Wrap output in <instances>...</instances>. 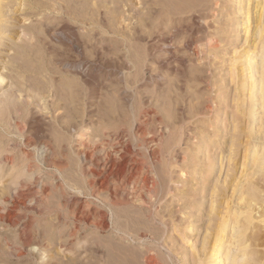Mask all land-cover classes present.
<instances>
[{"label":"bare ground","instance_id":"bare-ground-1","mask_svg":"<svg viewBox=\"0 0 264 264\" xmlns=\"http://www.w3.org/2000/svg\"><path fill=\"white\" fill-rule=\"evenodd\" d=\"M149 1L141 0L142 27L158 25V41L169 40L167 50L176 47L173 42L181 29H188L183 44L188 54L174 56L177 66L172 61L165 65L167 72H177V79L169 81L162 93H142L136 111L131 97L127 103L124 95L120 97L124 106L112 96H117V89L105 91L100 101L93 103V111L80 110L90 101L86 90L70 87L67 92L65 88L67 94L61 97L54 77L65 69L73 70V65L59 68L40 63L44 55L29 49L12 47L26 60L40 63L39 67L28 62L0 66V264H60L48 256L55 248L70 253L73 264H237V254L221 245L237 191L248 215L239 224L233 212L231 238L238 237L236 248L244 251L243 255L249 246L254 249L241 264H264V226L254 224L253 217L257 214L256 220L264 224V148L241 188L235 164L242 136L248 144L252 139L264 143V0H254L256 19L250 30L261 46L260 54H241L225 69L212 68L208 62L211 56L218 58L221 35H198L215 16L221 0ZM245 2L243 19L227 13L224 21L229 30L244 29L247 40L250 26L243 22L250 19L251 1ZM11 7L12 0H0V41L4 9ZM185 17L190 24H185ZM177 19L184 22L177 24ZM187 59L194 68L184 67ZM136 79L131 83L137 84ZM139 82L145 83L146 78ZM125 87L131 90V86ZM224 88L231 92L230 102L223 95ZM213 92H217L215 100ZM61 110L68 121H63ZM93 112L99 114L98 126L92 121L96 119L90 120ZM77 113L86 119L72 123ZM224 114L227 125L221 126L215 119ZM47 116L55 129H50V135ZM197 119L202 122L190 127ZM254 123L257 133L252 131ZM194 139L198 141L191 144ZM67 153L74 155L76 163L64 161ZM65 169L70 173L63 175ZM44 175L56 196L53 203H49L52 193ZM228 189L232 190L230 196ZM23 211L34 216H25ZM51 218L55 221L50 226L52 233H37L36 225ZM10 233L15 234V240ZM81 240L85 244L78 251L76 245ZM81 254L89 261L77 259Z\"/></svg>","mask_w":264,"mask_h":264},{"label":"rangeland","instance_id":"rangeland-1","mask_svg":"<svg viewBox=\"0 0 264 264\" xmlns=\"http://www.w3.org/2000/svg\"><path fill=\"white\" fill-rule=\"evenodd\" d=\"M99 1H101L100 2L101 5L99 4ZM151 1H149V3H151ZM245 1L247 0H221L217 12L215 13V16L212 17L213 19L210 17L208 19L207 26L202 28V33L200 32V34H198V35H204V34L219 33L222 37L221 38L222 43L219 45V49H218V58L211 56L208 60V62H210V65L211 63L213 64L211 66L212 68L222 67L223 69H225L231 63L235 62L239 55L244 54L246 52H253V54L259 55L262 50L256 38L251 37V31H250L251 27H253L254 25V20L256 19L255 17L256 10H253L255 6L254 0H250L251 20L249 19V21L247 22L244 19L243 22L244 26H250L249 36L247 35V40H246V35L244 34L245 31L244 29L242 30V32L240 31L242 29L240 27L238 28L233 27L232 29L229 30V28H227V26L225 25L224 20L226 19L227 13L229 14L233 13L234 18L236 19H240V20L243 19V17L245 16V14L243 13L247 8L246 7L247 2ZM39 3H41L42 6L38 7L37 4ZM97 5H99V8L97 7ZM222 5L223 7H221ZM114 10H117L119 14L117 15L115 13L114 15V13L112 12ZM142 10L143 8L141 5V0H12V7L4 9V18H3L4 22L2 23L3 29H2L1 41H0L1 44L0 66L3 67L5 65H9L13 63H15L16 65L23 62L32 63L33 66H38V67L41 65L40 63H51L53 67L55 66L59 68H61V65H69V67H72L73 65L72 67L73 70L70 71V69L68 68L65 69L66 72H59L54 76L56 77V87L59 88L57 92L58 94H61V97L67 94L65 92V88L67 89V92H68V88L70 87L83 88L84 90H86L90 98V101L86 102L84 106L79 108L80 110H82V108L83 109L85 108V110L87 109V111H93L94 110L93 106L97 102H99L100 99L106 94L105 91H112L114 89L115 90L117 89L116 92L118 94L115 92L117 96H115L114 93L112 96L115 97L116 100H120L121 101L120 103L123 104L124 106H125V101L126 103L127 100L129 101L128 97L129 98L131 97L135 102L134 110L136 111L140 105V97L142 93L152 94L154 93V91L157 93L159 92L162 93L163 92L162 89H166L165 85H167L169 81L173 79L174 80L177 79L178 77L177 72L176 71L167 72L165 69V65L170 61H172L174 65L177 66L178 64L174 56L181 54L184 55L185 57L188 54V52L186 51L188 48L187 49L184 48L183 44L185 39L189 37L188 33H190L188 29L187 30L185 28L181 29L182 32L181 31L179 32V36L173 42L174 46L176 47H173V49H171L172 51L167 50L165 49V44L169 40L164 39L158 41L159 40L158 39L159 32L157 31V28H159L158 25L157 27L153 26L152 29L151 28L144 29L142 27L140 23V16L142 14ZM236 10L237 11L239 10L238 14L235 13ZM184 20H185V24H187L190 21L189 17H185ZM184 20L177 19L175 23L180 24L183 23ZM190 23L191 22H189V24ZM162 45H164V47H162ZM12 47L16 49L19 48L17 51H19L20 48L29 49L33 52H37L40 55L41 54L44 55V57L40 58L41 60L40 63H33L30 60H26L25 57L19 56L17 52H14L12 50ZM147 51L148 53H146ZM168 51L171 52V54H168ZM64 57H66V59H64ZM183 65L187 70H190L195 67L194 63L189 59L183 62ZM75 66H80V68L76 69L77 70L76 71L74 69ZM134 71L135 73H133ZM130 73L132 75L129 76ZM83 76L84 77L86 76L87 77L86 79L89 78L88 79L89 81L84 80ZM161 77L164 80L162 81L159 80ZM145 78H146L145 83L144 82L141 83L142 81L139 82L140 80H145ZM94 79L98 82V84L100 83L98 87L96 85L97 82ZM135 79L138 80V83L137 84L131 83ZM126 80L129 81L131 84L127 83ZM85 81H87L88 83ZM100 81L101 82L103 81L102 83H104L105 88H102ZM116 82L119 83L118 84L119 88L113 85L114 87L111 89L109 85H111L112 83L115 84ZM62 86L64 87V89ZM94 86L97 89L94 88ZM125 86H131V90H130L131 92L128 89H126ZM94 89L98 91H95ZM102 90H104V92H102ZM223 92H224L223 95L227 96L230 102L231 92L229 91V89L224 88ZM122 95H124L127 98V99L125 98V101L120 99ZM216 95L217 92H213L211 94L214 100L216 99L215 98ZM112 96L110 97L112 98ZM242 98L243 96L241 97V99ZM94 99L95 100L98 99V100L95 101ZM194 102L195 100L193 101V103ZM255 103L257 105V95L255 97ZM72 106H73L72 104L69 105L70 108H72ZM77 111H79V109ZM258 112L259 110H257L255 114H258ZM61 113L64 114L63 121H68L69 119L65 117L66 114L64 113L63 110H61ZM92 114L93 116L90 117L91 118L90 120L96 119L92 121L94 125L98 126L99 114L97 112L96 113L93 112ZM166 114L169 113L166 112ZM75 116H76L75 118L70 120L72 123H79L82 119H86V117L85 116L82 117L80 113H77V115ZM80 118L82 119L80 120ZM227 118H228L227 115L224 114L223 116L215 120L221 122V126H223L224 124L227 125ZM201 122H202L201 120L197 119V121L195 120L191 122L189 125L190 127L194 128L195 126L199 125ZM46 123H47L46 129L48 130L47 134L50 135L52 133L51 130L53 131L55 130L53 127L54 126L53 120L52 118H50V116H47ZM96 126H94L93 128L95 134L97 132ZM147 128L151 129L152 124L149 123ZM255 130L257 131V123H254L252 125V131L254 133L256 132ZM221 131H223V129H221ZM60 132L61 133L63 132L64 136L68 135L63 130H60ZM10 135L13 134L10 133ZM52 137L54 138V136ZM197 141H198L197 139H194L190 141V143L191 144L196 143ZM54 147L57 148L55 143H54ZM263 148H264L263 142H259L256 141L255 139H252L248 144L247 137L246 136L241 137L240 145L238 146L237 149V156L235 158V164L237 167V176H238L237 182L239 184L238 188H241V185L243 186V184L246 181L245 179L249 177L254 167L256 157L262 155ZM226 155L227 153L224 154L223 164H225ZM59 156L60 155L57 154V157ZM63 158H66V160L64 159V161H66L70 165L76 163V159L73 154L67 153L66 156H64ZM68 158H70L71 162L70 160H68ZM199 163L203 164V161ZM243 164H245L244 167H242ZM243 168H244V172H241ZM197 169L200 168L197 167ZM62 173L64 175L70 172L69 170L65 169L63 170ZM76 176L78 179H80L77 174ZM6 179L7 178H4L3 180ZM43 180H45V182L48 184L49 193H52L49 198V203H53L55 201L56 196L54 192H50L51 184L49 182V179L47 178L46 175H44ZM261 182L260 184H262ZM260 184L258 186H261ZM2 185L3 184L0 182V186ZM231 193L232 190L228 189L227 194L230 196ZM234 197L235 198L233 200V204H231V211L227 213V216L230 219L226 223L227 231L224 232L223 234L224 239L221 241V245L225 251L229 250L237 254L238 257L237 264H241V259L245 258L246 255L249 256L254 249L253 247L249 246L248 252H246L245 255H243L244 251L236 248V244H237L236 240H238V237L237 239L235 236L231 238L232 233L230 227H232L233 224V220H231L233 216V212H235L236 215L238 216L239 224L243 223V220L245 218L244 216L247 214V208L244 205V202L242 201V196L239 195L238 191L237 194L235 193ZM22 213L25 216H34L32 212L23 211ZM255 216L258 217L257 214ZM255 216H253L254 224H258V226L263 227L264 224L263 223L261 224L258 219L256 220ZM52 219L53 218H51L49 222L48 220H46L47 222L45 220H41L36 225L35 228L36 232L51 234L52 229L50 228V226L51 223L55 222V221L53 222ZM0 231L1 232L3 231V228L1 226H0ZM249 233L250 231L248 229L247 236L249 235ZM10 235L12 240L16 239L14 233H10ZM246 239L247 237L245 238V240ZM192 242H194V240H191V243ZM249 242L250 241H248L246 245L249 244ZM84 244H85L84 240L79 241L78 244L76 245V250L79 251L81 249V246ZM61 251L62 250L55 248L51 252H48V256L60 264L66 262L68 264H73V260H71V258L73 257L69 256L71 254L68 252L63 253V251L62 252ZM221 255L222 253H220V256ZM223 256L224 255H222L221 257ZM77 259L84 262L89 261V259L86 258L85 254H81L80 256L77 257Z\"/></svg>","mask_w":264,"mask_h":264}]
</instances>
